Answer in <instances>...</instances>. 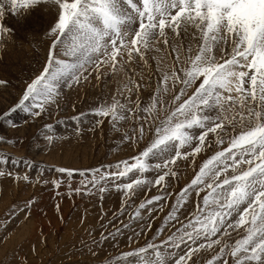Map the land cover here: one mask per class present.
<instances>
[{"label": "snow or ice", "instance_id": "1", "mask_svg": "<svg viewBox=\"0 0 264 264\" xmlns=\"http://www.w3.org/2000/svg\"><path fill=\"white\" fill-rule=\"evenodd\" d=\"M36 11L50 16L42 56L0 119L19 128L9 114L20 110L23 124L43 121L66 92L119 77L82 110L72 103L67 136L107 129L113 145L130 149L107 164L54 166L51 179L9 167L0 151V178L17 187L50 185L61 198L99 201V229L85 225V209L81 239L58 247L55 264H264V0H0V51L14 33L5 18ZM8 85L0 78V88ZM41 129L35 139L45 151L67 138L54 123ZM20 160L32 167L31 157L12 156L13 165ZM113 192L119 204L105 209ZM38 203L33 194L6 206L0 243ZM38 255L31 244L0 264H39Z\"/></svg>", "mask_w": 264, "mask_h": 264}, {"label": "rangeland", "instance_id": "2", "mask_svg": "<svg viewBox=\"0 0 264 264\" xmlns=\"http://www.w3.org/2000/svg\"><path fill=\"white\" fill-rule=\"evenodd\" d=\"M43 17L33 21L31 16L25 18L8 16L4 20L5 24L14 29V33L6 50L0 51V78H6L9 81L7 88H0V111L10 107L16 101L21 91L22 81L26 80L38 66L42 56L40 38L48 24V22L46 24L47 15L44 14ZM27 18L30 19L27 21ZM26 36H35L37 40L25 39ZM117 78L119 77L109 79L102 89L85 87L79 92H66L65 98L60 101V110L50 109L43 121L37 119L34 123L23 124L22 122L28 119V115L20 110L9 114V119L20 125L19 128H12L0 119V135L9 139L21 135L24 137L22 145L0 142V151L9 155V167L21 172L28 171L32 177L41 175L51 179L56 175L54 166L57 165L88 167L124 158L130 149L122 146L118 148L113 145L114 134L107 129L103 137L99 133L96 135L85 133L79 137L67 136V132L71 131V126L74 124L69 119L74 114L72 103L75 102L82 110L95 99L98 93H108L114 89L117 86ZM92 83L95 84V81L93 80ZM78 97L80 98L78 99ZM43 122L54 123L56 131L67 136L66 139L58 141L49 151H45L42 146L38 148L35 139L42 130ZM13 155L31 157L32 167L27 169L23 160L13 165ZM80 179L79 174L74 175L71 178L73 186ZM59 191L65 192L66 189L62 186ZM33 194L37 196L39 203L33 207L28 219L17 223L14 228H9L12 235L6 244L0 243V259H5L6 252L9 256L14 251H20L21 254L28 252L30 245L35 244L39 255L32 259L39 264H49L50 260L52 264H55V260L60 258L58 247L63 251L81 239L83 229L80 225V217L85 209L88 210V216L84 221L85 225L94 224L99 229L100 225L96 220L98 199L95 197L82 198L79 195L72 197L63 195L61 198L56 195L50 185L21 184L17 187L11 180L0 178V213H3L6 206L12 202L21 201ZM146 194L153 193L148 191ZM57 203L60 205V213L55 210ZM103 204L105 209H115L119 204V194L113 192L111 195L105 196ZM61 215L64 217L63 220L59 218ZM2 219L3 216L0 215V220ZM152 223L153 227L158 226L159 218ZM147 235L151 236L150 230ZM42 236L46 237V241L41 239ZM143 239L144 236L141 237V240ZM16 245L21 247L17 249ZM106 251L111 250L106 249ZM84 259H88V257L85 256Z\"/></svg>", "mask_w": 264, "mask_h": 264}, {"label": "bare ground", "instance_id": "3", "mask_svg": "<svg viewBox=\"0 0 264 264\" xmlns=\"http://www.w3.org/2000/svg\"><path fill=\"white\" fill-rule=\"evenodd\" d=\"M47 15V18H48V20L46 21V24H47V22H49V20H50V16L47 14V13H45V12H41V11H37V12H33L30 16L32 17V19H33V21H35V20H39L40 18L42 19V18H44L43 17V15ZM46 17V16H45ZM25 18V17H24ZM30 18H27V21L29 20ZM27 21H25V22H27ZM119 80V78H117V81Z\"/></svg>", "mask_w": 264, "mask_h": 264}]
</instances>
